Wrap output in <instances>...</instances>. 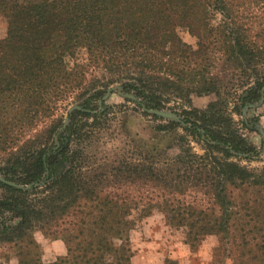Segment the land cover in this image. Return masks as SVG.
<instances>
[{"label": "trees", "instance_id": "obj_1", "mask_svg": "<svg viewBox=\"0 0 264 264\" xmlns=\"http://www.w3.org/2000/svg\"><path fill=\"white\" fill-rule=\"evenodd\" d=\"M216 15L220 19L212 24ZM0 17L6 22L0 40V155L12 153L60 101L80 91L90 69L132 70L126 88L142 100L144 110H163V94L181 93L178 84L185 82L205 87L206 75L218 61L234 62L250 73L254 64L264 63V0H0ZM179 29L196 38L195 49L181 41ZM78 49L85 50L87 64L68 68L65 58ZM260 87L256 80L245 92L243 106L260 98ZM101 94L97 90L86 102ZM88 111L70 114L56 150L53 126L47 151L7 161L6 180L32 185L28 193L0 182L7 195L0 209L19 219L10 234L0 231V239L14 243L17 264H131L133 215L143 219L154 210L166 226L185 230L190 249L213 239L211 264H264V169L249 171L230 161L255 150L238 135L232 119L218 112L216 102L186 114L194 116L191 134L200 137L196 130L201 129L205 137V156H188L200 161L203 170L208 167V187L201 184L208 195L204 205L177 198L173 193L180 191L179 183L160 181L161 174L151 168L133 172L163 184L161 195L125 199L98 191L84 179L78 155L69 149L73 137H79L78 117H89ZM65 162L68 170L54 178L56 166ZM45 172L53 177L44 190L50 195L32 206L27 196L35 194ZM32 221L42 223L38 230L45 238L62 241L63 256L41 261L38 244L26 234Z\"/></svg>", "mask_w": 264, "mask_h": 264}, {"label": "rangeland", "instance_id": "obj_2", "mask_svg": "<svg viewBox=\"0 0 264 264\" xmlns=\"http://www.w3.org/2000/svg\"><path fill=\"white\" fill-rule=\"evenodd\" d=\"M12 1L26 4L39 0ZM219 19L216 15L212 24L218 23ZM5 34L6 22L0 17V40ZM178 35L184 44L192 49L196 48V38L185 29H179ZM65 63L68 68H72L74 64H87L85 50L78 49L72 57L65 58ZM132 72L122 69L110 73L101 68L90 69L85 75V83L80 91L75 92L69 99L60 101L53 114L26 133L12 153L0 155V179L30 193L31 184L21 185L6 180L7 161L12 157L22 156L25 152L30 154L34 151H47L53 126L56 128V134L53 136L55 142L52 150H56L59 146L56 140L58 133L65 123L68 124L70 114L74 110L82 111L87 108L89 117H78L81 119L79 137H73L69 149L78 155L77 163L81 166L79 169L83 172L84 179L90 180L98 191L116 194L125 199H128V196L161 195L163 184L152 180L147 182L143 177L144 172H133L151 168L161 174L160 181L175 185L179 183L180 191H173L177 198L204 205L208 195L201 184L208 187L207 182L205 183L208 167L203 170L200 161L193 157L205 156V137L201 129L196 130L201 133L200 137L191 134L194 116L186 114L190 113L191 109L202 111L210 102L217 103L218 112L232 119L238 135L255 150L256 154L252 153L249 157L237 154L236 158L233 157L230 161L249 171L264 169V139L260 134V131L264 134V63L254 64V73H250L242 72L234 62L223 59L216 62L206 75L210 86L208 84L204 87L194 82L178 84L182 92L163 94L164 109L159 110L173 115V120L153 115L151 111L154 109L144 110L143 105H140L142 100L135 99L133 93L126 88V84L132 83L128 79L130 74H134ZM160 78L167 79L164 75ZM168 80L175 82L174 79ZM256 80L262 83L260 98L243 106L242 98ZM208 87L214 89L205 93L203 90ZM97 90L102 94L86 102ZM186 150L188 153L184 152ZM189 155L193 157L189 158ZM214 156L221 158L220 155ZM68 168V163H59L52 172L53 177L59 178ZM197 169L199 171L196 172ZM43 176L35 194L27 196V202L32 206H36V202H43L50 195V191L44 190L50 185L53 177L51 178L48 172ZM155 185H158V189L150 187ZM6 197L5 191L0 188V202ZM133 216L135 223L129 233L133 253L131 264H163L165 260L178 264H211L213 239L205 238L194 249H190L185 243V230L166 226L162 214L158 211H152L150 216L143 219L137 218L136 214ZM18 222L19 219H15L12 213L0 209V231L8 229L10 234ZM41 225L42 223L32 221L26 234H30L38 244L41 261L50 263L63 256L65 249L61 240L45 238L38 230ZM0 264H17L13 242L0 239Z\"/></svg>", "mask_w": 264, "mask_h": 264}, {"label": "water", "instance_id": "obj_3", "mask_svg": "<svg viewBox=\"0 0 264 264\" xmlns=\"http://www.w3.org/2000/svg\"><path fill=\"white\" fill-rule=\"evenodd\" d=\"M129 98H132L131 96H128ZM151 113L155 116H159L161 118H165V119H168V120H173L174 118L172 117L173 115H170L168 113H165L163 111H159V110H152ZM66 125V123L64 124V126ZM260 134L262 136V138L264 139V134L262 131H260ZM0 182H3L2 179H0ZM21 188V187H19ZM22 189V188H21Z\"/></svg>", "mask_w": 264, "mask_h": 264}]
</instances>
